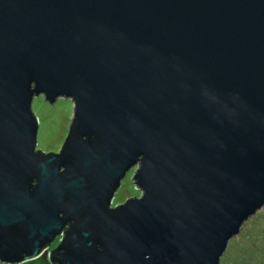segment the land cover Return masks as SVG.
<instances>
[{"label":"water","instance_id":"obj_1","mask_svg":"<svg viewBox=\"0 0 264 264\" xmlns=\"http://www.w3.org/2000/svg\"><path fill=\"white\" fill-rule=\"evenodd\" d=\"M263 208L264 0H0V264H221Z\"/></svg>","mask_w":264,"mask_h":264},{"label":"rangeland","instance_id":"obj_2","mask_svg":"<svg viewBox=\"0 0 264 264\" xmlns=\"http://www.w3.org/2000/svg\"><path fill=\"white\" fill-rule=\"evenodd\" d=\"M33 111L40 124L37 149L45 153L59 152L73 120V102L62 98L55 104H50L40 96L34 99ZM133 176L134 170L122 181L114 198V206L141 196V192L136 189ZM59 242L60 239H57L49 250L54 249ZM226 254L221 264H264V208L244 225L240 235L231 241ZM25 264L51 263L40 258Z\"/></svg>","mask_w":264,"mask_h":264},{"label":"trees","instance_id":"obj_3","mask_svg":"<svg viewBox=\"0 0 264 264\" xmlns=\"http://www.w3.org/2000/svg\"><path fill=\"white\" fill-rule=\"evenodd\" d=\"M226 255H228V254H226ZM226 257H227V256H226ZM226 257H225V258H226ZM223 260H225V259H223ZM222 262H223V261H222Z\"/></svg>","mask_w":264,"mask_h":264}]
</instances>
